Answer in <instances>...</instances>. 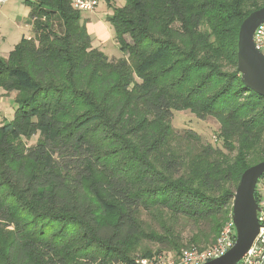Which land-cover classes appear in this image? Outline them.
Segmentation results:
<instances>
[{
  "label": "trees",
  "instance_id": "1",
  "mask_svg": "<svg viewBox=\"0 0 264 264\" xmlns=\"http://www.w3.org/2000/svg\"><path fill=\"white\" fill-rule=\"evenodd\" d=\"M25 3L32 37L0 58L16 98L0 122V264H132L212 246L242 173L264 160V97L237 58L240 25L264 0H125L108 17L118 60L91 45L69 0ZM175 112L215 119L217 144L174 131ZM180 222L197 229L187 245Z\"/></svg>",
  "mask_w": 264,
  "mask_h": 264
},
{
  "label": "rangeland",
  "instance_id": "2",
  "mask_svg": "<svg viewBox=\"0 0 264 264\" xmlns=\"http://www.w3.org/2000/svg\"><path fill=\"white\" fill-rule=\"evenodd\" d=\"M99 3L100 6H98V12L100 14H98L96 18H93L92 23H89V31L87 27L86 31L90 39L93 40V45L95 48L101 51L109 60H118L124 55L119 50V46L115 39V31L109 23L108 17L111 16V11L113 8L124 6L125 0H99ZM80 14L84 15L83 13ZM27 16L28 10L22 3L10 1L9 3L5 2L1 6L0 58L7 57L10 52L15 49V47L19 44L22 35H25L26 37H32L29 27L24 25V22L27 20ZM82 23H84V21H82ZM125 38L127 41H129L128 36ZM0 96L1 98H4H0V122L11 123L14 119V103L16 101L15 94L6 93L0 87ZM170 124L174 131L183 132L184 130H191L200 136L204 143H210L212 145L217 144L215 136L217 135L216 132L219 125L215 119L205 118L203 120H199L189 112H175L171 117ZM36 140L37 136H34L27 142V145L29 146L34 144ZM255 186L257 192L262 195L259 200H255L253 195L255 204L258 206L261 200L264 201V178L260 179L259 177L255 183ZM255 204H253L254 206H251L252 210L254 207H256ZM230 217H232V205L229 218ZM175 229L180 233L179 235L181 236L183 245H187L193 234H198L197 229L193 224L185 225L183 222H180V224H178ZM207 232L208 230L206 228L204 233ZM150 247L153 251L161 248L158 244H152ZM161 250L163 253H166L165 249L161 248Z\"/></svg>",
  "mask_w": 264,
  "mask_h": 264
},
{
  "label": "water",
  "instance_id": "3",
  "mask_svg": "<svg viewBox=\"0 0 264 264\" xmlns=\"http://www.w3.org/2000/svg\"><path fill=\"white\" fill-rule=\"evenodd\" d=\"M264 23V7L252 12L240 25L237 58L242 82L264 97V55L253 45L255 29ZM264 174V161L251 166L241 175L232 202V220L236 237L233 247L222 257L205 264H236L251 246L258 230L253 199L257 179ZM256 207L252 210L251 206Z\"/></svg>",
  "mask_w": 264,
  "mask_h": 264
},
{
  "label": "built area",
  "instance_id": "4",
  "mask_svg": "<svg viewBox=\"0 0 264 264\" xmlns=\"http://www.w3.org/2000/svg\"><path fill=\"white\" fill-rule=\"evenodd\" d=\"M6 0H0L1 6ZM71 7L78 12H92L98 5L97 0H69ZM253 45L255 49L264 52V23L254 31ZM258 230L251 246L236 264H264V201H260L256 212ZM236 237L235 226L230 218L221 228L215 243L203 250L184 249L175 256L164 254L151 258H136L132 264H205L224 256L234 245Z\"/></svg>",
  "mask_w": 264,
  "mask_h": 264
},
{
  "label": "crops",
  "instance_id": "5",
  "mask_svg": "<svg viewBox=\"0 0 264 264\" xmlns=\"http://www.w3.org/2000/svg\"><path fill=\"white\" fill-rule=\"evenodd\" d=\"M10 1H15V2H19V3H22L26 8H27V10H28V14H29V8L25 5L26 3L25 2H28V1H33V0H6V3H9ZM98 1V5H97V7L95 8V10L94 11H92V12H81V13H83L84 15H82V14H80V16H81V22L82 21H84V25H85V27H87L88 28V31H89V23H92V21H93V18H96L97 16H98V14H100L99 12H98V6H100V3H99V0H97ZM116 8V7H115ZM120 8V7H119ZM111 14H112V11H111ZM28 17V16H27ZM24 25L25 26H27V27H29V29H30V31H31V27H30V25H28L27 23H26V21L24 22ZM26 37L25 35H22V37ZM26 38H29V37H26ZM91 45L95 48V46L93 45V40H91ZM6 58V57H5ZM0 98H1V96H0ZM1 99H4V98H1Z\"/></svg>",
  "mask_w": 264,
  "mask_h": 264
}]
</instances>
